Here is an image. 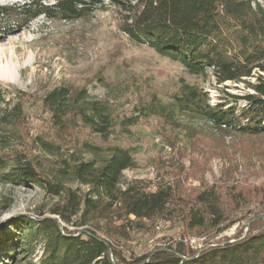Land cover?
<instances>
[{"label":"rangeland","instance_id":"374dc122","mask_svg":"<svg viewBox=\"0 0 264 264\" xmlns=\"http://www.w3.org/2000/svg\"><path fill=\"white\" fill-rule=\"evenodd\" d=\"M30 1L0 0V5L18 7ZM101 1L103 5L80 19L38 15L13 33L0 34V49L6 54L11 51L15 64L12 80L0 82L9 84V92L15 88L23 93L18 96H24L23 119L16 128L19 135L16 138L7 126L2 133L9 144L37 164L43 182L54 180L57 168L65 170L60 194L48 192L44 185L7 184L0 179V264L39 261L41 238L27 251L13 247L14 240L21 241L26 235L18 231L24 227L20 216L58 218L51 210L65 205L68 189L79 188V194L85 191L70 174L72 164L91 159L100 164L113 145L128 149L134 158L133 167L122 173L121 186L134 181L146 190L169 185L174 196L164 215L132 223L126 228L127 238L113 236L127 259L157 248H175L178 243L187 250H200L218 240L236 238L250 218L264 214V135L221 131L176 105L183 83L206 92L211 105L226 100V92L240 96L252 89L244 81L217 83L211 70L206 76L190 73L178 61L132 42L120 28V11L108 0ZM6 54L0 59L2 66ZM246 80L252 82L254 76ZM60 85L85 88L102 101L111 121L106 137L78 124L63 131L53 127L42 97ZM236 103L245 105L243 99ZM36 135L49 140L52 148L30 145ZM207 190L217 196L223 219L218 226L211 225L212 217L202 228L189 226L188 210L199 205L198 194ZM70 218L68 223L58 218L60 226L81 233L91 227L80 224L78 216ZM112 219L119 222L115 215ZM252 221L254 229L264 228V217Z\"/></svg>","mask_w":264,"mask_h":264},{"label":"trees","instance_id":"16d2710c","mask_svg":"<svg viewBox=\"0 0 264 264\" xmlns=\"http://www.w3.org/2000/svg\"><path fill=\"white\" fill-rule=\"evenodd\" d=\"M108 1L120 11V28L132 42L146 44L160 55L178 61L190 73L206 76L211 70L217 83L244 81L252 89L240 96L226 92V100L211 105L206 92L183 83L176 96L179 110L231 134L264 135V0ZM98 5H103L101 0H56L50 5L32 0L18 7L0 5V34H11L38 15L80 19ZM251 76L254 81L246 80ZM9 89V84L0 82V170L10 164L0 179L7 184L44 185L48 192L60 194L64 191L65 170L57 168L52 174L54 180L43 182L37 164L9 144L2 133L3 126H7L17 138L16 128L23 119L24 96H18L21 92L15 88L12 93ZM238 99H243L245 105H237ZM42 104L59 131L75 124L89 127L102 137L111 131L106 106L85 88L55 86L42 97ZM34 144L52 148L51 142L40 135L31 139L30 145ZM133 159L128 149L113 145L100 164L92 159L77 160L68 168L85 191L79 194V188L68 189L65 205L53 208L51 213L65 223L78 216L80 224L91 227L79 234L77 230L62 228L53 216L37 219L21 215L19 222L24 227L18 231L26 235L21 241L14 240L13 247L27 251L41 238L42 255L36 264H113L111 257L116 264H264V228L254 229L253 221L246 235L235 242L200 251L187 250L178 243L175 248H157L150 254L124 257L116 247L118 240L114 235L127 238L126 228L132 223L164 215L174 197L169 185L146 190L134 181L121 186L122 173L133 167ZM216 197L212 190L198 194L199 205L190 206L187 224L202 228L212 217L211 225L218 226L223 215ZM113 215L118 223L113 221Z\"/></svg>","mask_w":264,"mask_h":264},{"label":"bare ground","instance_id":"6f19581e","mask_svg":"<svg viewBox=\"0 0 264 264\" xmlns=\"http://www.w3.org/2000/svg\"><path fill=\"white\" fill-rule=\"evenodd\" d=\"M5 51L0 49V59L4 56ZM6 55V63L2 66L0 62V80H12V70L15 67V64L12 62L13 53L9 51Z\"/></svg>","mask_w":264,"mask_h":264},{"label":"water","instance_id":"95a60500","mask_svg":"<svg viewBox=\"0 0 264 264\" xmlns=\"http://www.w3.org/2000/svg\"><path fill=\"white\" fill-rule=\"evenodd\" d=\"M260 217H264V214H263V215H258V216L252 217V218H250V220H248V222H247V224H246V226H245V233H244L243 236H241V237H237V238H233V239H229V240L224 241V242H221V243L218 242V243H213V244H210V245H205L204 247L215 246V245H220V244H226V243L235 242V241L241 239L242 237H244V236L246 235V232H247V230H248V226H249L250 222H251L252 220H254V219H256V218H260ZM78 233L80 234L81 231H79ZM204 247H203V248H204ZM201 249H202V248H201ZM201 249H200V250H201ZM200 250H199V251H200ZM183 258H184V257H183ZM111 260H112L113 264H116L114 259L111 258Z\"/></svg>","mask_w":264,"mask_h":264}]
</instances>
